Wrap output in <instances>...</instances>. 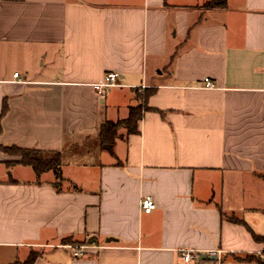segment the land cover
<instances>
[{
  "label": "crops",
  "instance_id": "obj_1",
  "mask_svg": "<svg viewBox=\"0 0 264 264\" xmlns=\"http://www.w3.org/2000/svg\"><path fill=\"white\" fill-rule=\"evenodd\" d=\"M206 1L0 0V264H258L234 256L264 249V0ZM148 89L162 114L74 155ZM13 145L61 151L62 182Z\"/></svg>",
  "mask_w": 264,
  "mask_h": 264
},
{
  "label": "trees",
  "instance_id": "obj_2",
  "mask_svg": "<svg viewBox=\"0 0 264 264\" xmlns=\"http://www.w3.org/2000/svg\"><path fill=\"white\" fill-rule=\"evenodd\" d=\"M226 0H209L206 1L205 7H224ZM153 92V89H148L142 94V103L135 106H130L128 109L127 117L120 119L117 122H113L111 120L103 121L98 128V141L100 145L102 144H113L115 138L117 137V128L118 126L123 127L126 130V133L131 134L137 132V122L141 118L142 113L146 110H154L158 111L162 114V111L149 107L146 103L147 97ZM7 106L5 101L2 104L0 118L6 112ZM1 149L12 155L17 157L14 163L21 164L23 166L30 167L35 173L36 177H39L44 172H52L54 181L53 184L58 186L62 180V169H61V160H62V152L54 151V150H39L34 148H23L18 146H9V147H1ZM264 177V175H261ZM228 220L232 222L242 223L244 222L235 216L233 213L223 214ZM245 225V224H244ZM249 229V228H248ZM250 233L254 240L259 242H264V238L252 230ZM38 256V252L32 251L29 253V256L24 261L25 264H31L34 259ZM236 260L239 261H249L255 262L258 264H264V249L262 250V256L259 255H245V256H234ZM13 264H19L15 262Z\"/></svg>",
  "mask_w": 264,
  "mask_h": 264
},
{
  "label": "built area",
  "instance_id": "obj_3",
  "mask_svg": "<svg viewBox=\"0 0 264 264\" xmlns=\"http://www.w3.org/2000/svg\"><path fill=\"white\" fill-rule=\"evenodd\" d=\"M13 76L17 77L18 73L17 72L13 73ZM119 85H121L119 74L116 72H107L104 78L102 79V81H100L99 83L95 85V88L100 93L105 88H109L112 86H119ZM202 86L206 88H212L214 84L211 81V79L206 77L203 80ZM139 204H140L142 211L145 213H149L155 208V202L150 195H145L141 197ZM67 246L71 249V253L75 257L82 256L84 254V251H83L85 247L84 245L74 244V245H67ZM182 257L185 261H188L191 258V254L189 251H184L182 252Z\"/></svg>",
  "mask_w": 264,
  "mask_h": 264
},
{
  "label": "rangeland",
  "instance_id": "obj_4",
  "mask_svg": "<svg viewBox=\"0 0 264 264\" xmlns=\"http://www.w3.org/2000/svg\"><path fill=\"white\" fill-rule=\"evenodd\" d=\"M135 96L138 101L136 105L141 104L142 103V93H136ZM119 120L120 119H117V120H114L113 122H117ZM120 133H126V130L121 126H118L117 135H119ZM97 143L98 142H95V141L93 142V140H87L85 141V143L80 142L74 149L73 153L75 156H79L81 161H86V162H87L86 154L89 153L90 151H91V154L95 155L96 158L100 151L104 154H107L108 153L107 149L103 148V144L100 146ZM88 149L90 150L89 152H87ZM71 156H73V154H71L68 157L70 158Z\"/></svg>",
  "mask_w": 264,
  "mask_h": 264
},
{
  "label": "water",
  "instance_id": "obj_5",
  "mask_svg": "<svg viewBox=\"0 0 264 264\" xmlns=\"http://www.w3.org/2000/svg\"><path fill=\"white\" fill-rule=\"evenodd\" d=\"M112 145L111 144H103V148L107 149V150H111Z\"/></svg>",
  "mask_w": 264,
  "mask_h": 264
}]
</instances>
